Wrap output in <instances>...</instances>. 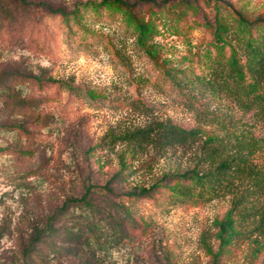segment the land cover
Instances as JSON below:
<instances>
[{
  "label": "rangeland",
  "instance_id": "obj_1",
  "mask_svg": "<svg viewBox=\"0 0 264 264\" xmlns=\"http://www.w3.org/2000/svg\"><path fill=\"white\" fill-rule=\"evenodd\" d=\"M101 1L26 0L35 7H22L16 26L0 33V81L19 97L6 102L0 96V264H264V235L219 245L216 222L229 209L230 198L194 206L162 188L147 198L122 197L195 166L206 137L247 132L264 139V124L208 89L174 83V76L205 75L207 59L218 56L210 32L194 22L191 11L163 8L164 0H155L161 9L153 15L158 32L149 55L122 11L84 6ZM223 1L231 6L222 9L229 21L235 12L249 21L264 19V0ZM42 4L67 13L77 9V18L66 23L36 8ZM200 5L212 11V5ZM169 70H178L179 76L166 74ZM14 72L52 77L97 96L80 99L64 86L39 87L4 77ZM158 124L198 129L201 136L164 154L149 146L131 155L117 140ZM121 157L126 166L115 177ZM107 185L111 196L103 190ZM87 187L99 195L94 194L97 208L107 219L122 213L117 205H124L134 225L126 226L128 237L95 254L86 252L82 259L53 253L60 245H42L50 243L45 235L29 249L63 203ZM85 214L69 208L54 219L52 229L60 233L69 223L83 226Z\"/></svg>",
  "mask_w": 264,
  "mask_h": 264
},
{
  "label": "trees",
  "instance_id": "obj_2",
  "mask_svg": "<svg viewBox=\"0 0 264 264\" xmlns=\"http://www.w3.org/2000/svg\"><path fill=\"white\" fill-rule=\"evenodd\" d=\"M200 2L204 5H212V11H205ZM160 4L155 0H139L133 4L124 0H102L99 4L90 3L84 6L96 10L103 7L122 11L126 21L136 32L139 46L152 55L155 46L150 45V42L158 32L153 15L160 11ZM29 6L35 7L33 4H27L26 0H0V33L16 26L20 20V9ZM166 6L183 7L191 11L194 22L210 32L212 45L218 55L207 59L208 72L205 75L179 76L178 70H169L166 74L179 76L173 77L177 86L184 82L188 87L194 85L208 89L212 95L225 98L242 113L251 114L256 122L264 124V19L249 21L235 12L232 21H229L224 17L222 9L231 10V6L223 0H164L161 7ZM36 8L59 15L66 23L70 22L71 16L77 18V9L67 13L60 9H52L46 4L38 5ZM177 15L181 18L182 11H178ZM253 28L260 31L254 34ZM229 35L232 36L231 39ZM4 77L10 82L21 78L39 87L64 86L70 95L80 99L94 101L97 96L94 91H83L79 86L52 77L25 76L15 72L8 73ZM0 96L6 102L19 98L17 92L12 93L10 86L1 81ZM22 103H26V97L22 99ZM219 130L225 131L226 127L221 126ZM200 136L198 129L186 130L172 124H158L156 127L124 133L117 140L125 144L126 151L131 155L149 146L159 154H164L168 149L176 146L191 144ZM225 141L232 146L225 144ZM119 162L120 169L115 177H119L126 166L124 157H121ZM201 163L207 164L208 169L198 167ZM160 188L171 191L175 198L194 206H201L215 199L230 198L229 209L223 219L216 222L217 239L221 247L239 240H251L253 233L263 236L264 139L247 132L208 136L203 141L201 156L195 166L182 173L164 175L149 186H140L128 191L122 197L147 198L158 192ZM92 190V187H87L80 197L67 199L46 226L36 232L29 249L32 250L33 245L41 244L45 235V240L50 243L42 245L48 248L56 244L60 245L52 250L53 253L82 259L86 252L95 254L97 249H107L122 243L128 237L126 226L129 224L134 226L130 223L128 211L119 203L117 207L122 213L119 212L120 214L115 217L108 215L110 219L103 217L104 211H100L96 203L99 195ZM103 190L110 196L113 194L108 185ZM69 208H79L86 212L84 225L69 223L61 229L62 232L53 231L54 219L63 216ZM257 238L253 241L256 246L259 244ZM42 256L44 255H40V258Z\"/></svg>",
  "mask_w": 264,
  "mask_h": 264
}]
</instances>
